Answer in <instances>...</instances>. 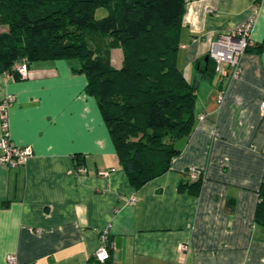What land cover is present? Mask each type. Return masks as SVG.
I'll return each instance as SVG.
<instances>
[{
    "label": "crops",
    "instance_id": "obj_1",
    "mask_svg": "<svg viewBox=\"0 0 264 264\" xmlns=\"http://www.w3.org/2000/svg\"><path fill=\"white\" fill-rule=\"evenodd\" d=\"M255 9L254 45L242 56L241 77L201 81L196 129L171 168L139 189L119 162L97 99L86 92L87 76L72 70L76 62H34L23 80L1 74L0 102L16 97L11 138L34 152L23 166L0 164V264H96L106 231L115 245L108 264H264V227L256 222L264 49L255 48L264 41V0H187L181 67L193 82L194 62ZM191 167L203 173L199 193L181 186L193 182Z\"/></svg>",
    "mask_w": 264,
    "mask_h": 264
},
{
    "label": "trees",
    "instance_id": "obj_2",
    "mask_svg": "<svg viewBox=\"0 0 264 264\" xmlns=\"http://www.w3.org/2000/svg\"><path fill=\"white\" fill-rule=\"evenodd\" d=\"M187 0H0V75L23 80L18 65L76 59L86 92L109 127L130 184L139 189L167 172L198 124L197 94L213 81L216 64L194 62L189 81L181 67ZM122 48L120 67L112 51ZM264 49V41L255 47ZM78 155V163L82 165ZM199 193L202 178L181 183ZM256 222L264 227V183ZM111 258L104 264L112 262ZM96 264H103L97 262Z\"/></svg>",
    "mask_w": 264,
    "mask_h": 264
},
{
    "label": "built area",
    "instance_id": "obj_3",
    "mask_svg": "<svg viewBox=\"0 0 264 264\" xmlns=\"http://www.w3.org/2000/svg\"><path fill=\"white\" fill-rule=\"evenodd\" d=\"M211 11H213L211 9ZM258 11L255 12L247 20L239 26L222 33L219 38L211 45L209 55L216 64V76L218 82L230 81L239 78L242 75L241 59L242 56L254 45L251 39V33L256 23ZM18 70L23 77L30 74V66L27 60H23L18 65ZM226 88H222L218 96V103H222L225 99ZM16 97L14 94H8L0 102V115L2 119V134L0 136V164L9 168L23 166L33 155V147L31 145L17 144L11 138L9 110L13 105ZM262 110L264 112V100L262 102ZM205 114L199 115V119H204ZM79 172L85 171V168L79 166ZM202 170L197 167H191L188 170L190 180L197 181L202 178ZM106 176L109 172L105 173ZM134 201V199H133ZM115 248L114 242L111 241L108 231L101 235V245L95 252V260L100 263H106L111 258V251ZM187 249L186 245H181V251Z\"/></svg>",
    "mask_w": 264,
    "mask_h": 264
},
{
    "label": "rangeland",
    "instance_id": "obj_4",
    "mask_svg": "<svg viewBox=\"0 0 264 264\" xmlns=\"http://www.w3.org/2000/svg\"><path fill=\"white\" fill-rule=\"evenodd\" d=\"M7 30H8V27L7 26L0 24V33L5 32ZM112 55H113V59H114L113 60L114 64L120 65L121 59H123V51H122V48L120 47V48L113 49ZM118 57H120V59ZM71 60L74 61V62H76V63L78 62L76 59H71Z\"/></svg>",
    "mask_w": 264,
    "mask_h": 264
},
{
    "label": "water",
    "instance_id": "obj_5",
    "mask_svg": "<svg viewBox=\"0 0 264 264\" xmlns=\"http://www.w3.org/2000/svg\"><path fill=\"white\" fill-rule=\"evenodd\" d=\"M210 59V55H206V60H209Z\"/></svg>",
    "mask_w": 264,
    "mask_h": 264
}]
</instances>
